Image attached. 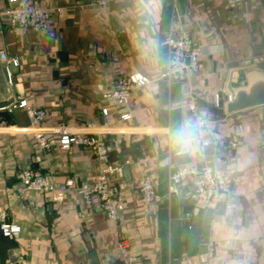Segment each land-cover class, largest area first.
Returning a JSON list of instances; mask_svg holds the SVG:
<instances>
[{"label": "crops", "instance_id": "1", "mask_svg": "<svg viewBox=\"0 0 264 264\" xmlns=\"http://www.w3.org/2000/svg\"><path fill=\"white\" fill-rule=\"evenodd\" d=\"M38 1L50 10L46 30L11 27L0 17V69L18 61L10 77L15 104L0 110V207L20 227L11 236L0 231V264H91L87 243L99 264H121L122 239L137 253L135 264H264V105L233 113L214 108L217 93H227L230 63L261 58L257 64L264 66V0L232 6L226 0ZM8 6L0 0V13ZM171 26L186 29L201 47L198 72L161 76ZM121 70L150 79L132 93L128 121L102 99ZM4 85L0 74V98ZM190 98L214 119L220 135L236 139V147L212 145L200 156L185 104ZM27 106L46 109L48 116L35 125ZM40 126L106 139L122 133L120 149L109 155L122 166L111 176L122 205L116 219L75 191L54 200L52 192L19 185L16 173L24 168L54 184L91 183L100 169L93 152L81 146L39 149L32 132ZM178 152L189 154L188 165L209 163L222 171L226 186L217 201L197 204L189 178L178 194L167 196L169 172L177 167L165 160ZM145 175L162 197L156 204L141 200Z\"/></svg>", "mask_w": 264, "mask_h": 264}, {"label": "built area", "instance_id": "2", "mask_svg": "<svg viewBox=\"0 0 264 264\" xmlns=\"http://www.w3.org/2000/svg\"><path fill=\"white\" fill-rule=\"evenodd\" d=\"M8 1L9 6L0 13V17H5L11 27L33 31H42L48 28L50 10L46 5L38 0ZM92 1L100 6H107L110 2V0ZM243 1L226 0L231 6L241 4ZM56 11L60 13L59 8H56ZM163 44L166 47L167 63L162 77L171 79L176 76H189L202 69L203 64L199 61L202 49L193 43L191 35L186 29H176L171 26L164 36ZM11 64L17 67V59H12ZM149 82L150 79L146 75L121 70L117 73L112 86L102 93V99L106 104H112L118 109L116 116L120 120L128 121L132 117L128 109L132 93ZM186 106L190 114L191 125L195 131L194 141L201 151L200 156H203L204 149L208 146L236 147V139L220 135L214 126V119L198 105L194 98H190ZM25 111L35 125L42 123L48 116L47 110L43 108L27 106ZM101 113L106 119L111 118L107 106L101 107ZM121 134L118 132L115 138L106 139L103 136L87 132L71 131L66 126L34 127L32 137L39 149L50 151L54 145L61 149H69L72 145L81 146L93 152L95 158L100 162V169L91 183H75L68 180L61 184H54L41 171L24 168L16 173L18 183L27 190L52 192L54 200L62 199L67 191H75L85 204L100 208L109 218L116 219L122 205L118 187L111 182V176L120 173L122 166L117 160H111L109 155L120 149ZM50 135L56 137V144L50 139ZM170 157L171 153L168 155V159ZM184 178L190 179L192 184L191 197L200 206H207L217 201L226 186V179L222 171L209 163L181 165L169 172L167 196L180 192L181 182ZM138 191L141 200L145 203L156 204L162 200L149 175L140 179ZM0 231L6 236H11L20 231L17 224L8 221L7 213L1 207ZM118 247L121 264H135L137 253L129 246L128 242L122 239ZM3 264L15 263L6 262Z\"/></svg>", "mask_w": 264, "mask_h": 264}, {"label": "water", "instance_id": "3", "mask_svg": "<svg viewBox=\"0 0 264 264\" xmlns=\"http://www.w3.org/2000/svg\"><path fill=\"white\" fill-rule=\"evenodd\" d=\"M260 60L261 58H253L230 63V68L233 69L230 71L228 81L226 82L227 93H217L216 105L214 107L217 112L233 113L264 105V66L257 64ZM0 72L1 78L5 83L0 98V110H5L15 103L10 77L16 74L18 69L9 64L1 67ZM165 161L172 164L173 167H178L191 163V158L187 152H178L172 158H167ZM86 248L89 251L91 264H99L94 245L87 243Z\"/></svg>", "mask_w": 264, "mask_h": 264}]
</instances>
